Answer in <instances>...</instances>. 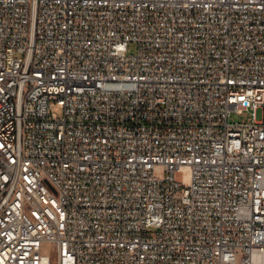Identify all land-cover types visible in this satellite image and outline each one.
Wrapping results in <instances>:
<instances>
[{
	"label": "built area",
	"instance_id": "obj_1",
	"mask_svg": "<svg viewBox=\"0 0 264 264\" xmlns=\"http://www.w3.org/2000/svg\"><path fill=\"white\" fill-rule=\"evenodd\" d=\"M0 264H264V0H0Z\"/></svg>",
	"mask_w": 264,
	"mask_h": 264
},
{
	"label": "rangeland",
	"instance_id": "obj_2",
	"mask_svg": "<svg viewBox=\"0 0 264 264\" xmlns=\"http://www.w3.org/2000/svg\"><path fill=\"white\" fill-rule=\"evenodd\" d=\"M129 51H130V53L136 52L137 51V45L135 43H132L130 45ZM54 110L58 114L61 112V110L58 107H56ZM234 116H235L236 120H238V121H247L250 117L253 116V113L246 111L243 115H234ZM262 116H263L262 110L258 109V111L256 113V118L258 120H261Z\"/></svg>",
	"mask_w": 264,
	"mask_h": 264
}]
</instances>
